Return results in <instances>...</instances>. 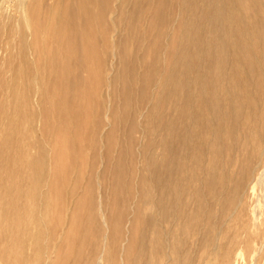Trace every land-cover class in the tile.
<instances>
[{
	"label": "rangeland",
	"instance_id": "374dc122",
	"mask_svg": "<svg viewBox=\"0 0 264 264\" xmlns=\"http://www.w3.org/2000/svg\"><path fill=\"white\" fill-rule=\"evenodd\" d=\"M18 1L0 0V264H72L65 239L75 202L85 192L91 194L87 203H97L95 211L85 209L96 220L103 210L113 214L109 229L99 226L101 264H129L130 242L131 264H264V182L258 183L264 175V57L256 30L236 19L239 0L225 1L221 21L210 20L211 12L198 0L202 14L195 21L197 44L188 48L186 78L163 80L169 95L159 100L162 71L143 92L138 56L151 41L156 67L170 62L164 52L172 29L163 33L158 24L146 41L128 46L138 64L128 78V95L123 78L111 82L118 64L109 44L102 53V82L87 98H72L83 103L82 127L68 119L70 112H63L50 90L46 54L34 51L33 19L17 20ZM115 14L105 15L109 20ZM111 30L110 42L111 34L119 35L115 25ZM35 36L44 40L42 31ZM170 64L173 72L179 69ZM65 131L73 145L62 141ZM103 165H114L116 183L121 182V191L110 197L100 196L107 188ZM97 228L94 220L85 224L89 240L77 264L87 263Z\"/></svg>",
	"mask_w": 264,
	"mask_h": 264
},
{
	"label": "bare ground",
	"instance_id": "6f19581e",
	"mask_svg": "<svg viewBox=\"0 0 264 264\" xmlns=\"http://www.w3.org/2000/svg\"><path fill=\"white\" fill-rule=\"evenodd\" d=\"M47 1L48 0H19L17 3V6H16L17 10H18L17 20L23 19L26 21V19L28 17H31L33 19V27H34L33 29L35 31L34 34L36 35L39 31H42V33L44 34V40L41 42H39L38 39L36 38V36L34 35L33 42H32L33 45L35 46L34 51H35L37 56L42 55L44 53L46 54L47 65H48L47 67L50 66V68H49V70H50L49 76L51 79V89L50 90H52L53 92H56L57 97L59 98L58 103L64 107L63 112H65V113L70 112L68 115V117H70V118H68V117L67 118L70 119L72 122H75L76 125H78V127H82V125L79 126V124L83 122V120L81 119L83 116L80 117L82 114L81 106L83 103L81 101H78V100L76 101V99L73 100L72 98H74V96H76V98H78L80 100V99H82V95L84 97H86V96L88 97V93L90 91L96 89L99 86L101 79L102 78L104 79V77H102V72L104 70L102 71V69H101L102 55H103L102 53H104V51H106V48L109 46V44L115 49V51H113V56L116 58L117 64H118L117 69H115V72L111 76L112 77L111 82L114 83L120 77L123 78V82L124 81H126V82H124L122 90L124 93H127V95H128V89L130 87V82L128 81V78H131V76L133 75V71H134L133 68L137 67V65H138L137 62L133 59V57H134L132 55L133 50H132V48H129L130 44L132 46V42L134 40H138L141 42L143 40L146 41L147 37L151 36L153 34V32H158V31H155V28H158L157 27L158 24L161 25V23H162V25L164 26V32L163 33H165V30H167V28L169 29V27L172 29V33L167 36V38H169L170 43H169V48H166V50L164 52L165 56H167L166 53L169 56H171L170 62H172V61L176 62V64L179 66V69L175 72L170 70L171 64L168 61V59H166L165 64H162V67H159L160 69H158L156 67L157 65H155L158 63V59L156 57L157 53L154 51L156 49L155 48L156 45H154L153 43H151V41H149L148 44L145 45L143 52L141 51L142 53L138 56V60H139L140 65H142L144 67L143 72L141 74H139V76H141V78L143 79V83H144L143 87H142L143 92L145 91L147 84L153 78H155L156 74H158L160 71H162V76H161L162 77L161 78L162 83H163V80L166 81L165 80L166 78L171 77V76H175V75L183 76L182 79L186 78L185 67L188 66V64H189L188 57L191 54L190 50L188 48L191 45L197 44V39L195 37V26H196L195 21L198 18V15L202 14L201 12H199V9H198V5H199L198 0H135V1L134 0H120L119 5L114 4L113 3L114 0H52L53 1L52 3H47ZM201 1H203V3H201L202 5H206L208 7L209 13L211 12L210 20H213V19L217 20L218 19V21H221L222 17H221L220 8H222L223 5H225L226 0H201ZM239 6L241 9V14L238 17H236V19L239 20L243 24L244 27L250 26L252 29L256 30L259 38L261 39V46H262L261 48L263 49L262 54L264 57V8H263V5L260 3V0H239ZM107 12L110 14L112 12H117V15L115 14L116 15L115 18L108 20L106 18V15H105ZM210 22H212V21H210ZM144 23H145V26L142 25ZM211 24H213V23H211ZM112 25H115L116 27L119 28V31H118L119 35H118V38L115 39L114 35L111 34V42H110V39H108V34H109V32L110 33L112 32V30H111ZM220 25H221V23L218 22L217 26L219 27ZM207 26L210 27V25H207ZM220 27H222V25ZM216 29H218V28L216 27ZM210 30H212V29H210ZM213 36H214V34H213ZM220 36H221V34H220ZM224 36H225V33H224ZM210 46L212 47V45H209V49H211ZM205 51L206 50H204V52ZM136 52H138V51H136ZM152 59H153V62H152ZM171 59H173V60H171ZM10 63H11V61H10ZM104 64H105V62L103 63V65ZM204 64H205V62H204ZM213 75H215V74H213ZM225 81L226 80H224V82ZM162 83L160 84V89H159L158 94L156 92V94H157L156 98H158V100H159V98H161L163 96L167 97L169 95V94L165 95V93L169 90L164 88V83L163 84ZM180 83L182 84V82H180ZM214 84H215V82H214ZM134 88H135V86H134ZM227 92H229V91H227ZM120 98H121V95H120ZM181 98H182V96H181ZM120 102H124V101H120ZM157 103H158V101H157ZM157 103L155 102V104H157ZM210 103L212 106L215 107L216 104L214 102L210 101ZM161 106H162V104H161ZM161 106H160V108H161ZM166 107H168V106H166ZM154 114H155V112H154ZM163 114L164 113L162 112L161 115H163ZM65 116H67V114ZM162 118H164V117H162ZM172 118H174V117H172ZM159 119H160V116H159ZM233 122H235V121H233ZM76 125H74V126L76 127ZM83 125H85V123H83ZM115 128H116L115 126H112L111 129L107 132L106 136L111 137L113 134V130ZM155 129L158 130V128H156V127H155ZM155 133H156V131H155ZM69 134H70L69 132L67 134V132L65 131L63 136H62V141L64 143H68V144L73 145L74 142L69 137ZM170 142H171V140H168V143H170ZM124 149H126V148H124ZM108 152L109 151L107 148V153ZM145 157H147V156H145ZM108 158H109V156H108ZM119 158H120L119 156L113 157L114 160L116 159L118 161H119ZM166 161H167L166 172L169 174V173H171V168H170L171 167V165H170L171 161L170 160H166ZM114 164H116V162H114ZM102 171H103L102 177H103V180L107 183V188L105 187L106 188V189L104 188L105 190H100L101 191V193L99 192L101 194L100 196L104 195L106 197H110V195H113V193H115L116 190L121 191L122 188L119 186L121 182L119 183V185L116 183V179L118 178L117 177L118 173L115 170L114 165L112 166L111 169L108 168L106 165H103ZM262 172H264V169H263V171L261 170V174H262ZM259 176H260V181L257 180V181H259L258 183H263L264 182V178H263L264 175L262 176L259 174ZM52 185H54V184H52ZM126 188H127V186H126ZM224 193H225V191H224ZM63 195L64 194H62L61 196H63ZM90 195H91L90 193L88 194V192H85L76 200L75 206H74V211L72 214V218H70L71 219L70 223H69L70 226H69L68 232L66 234L65 243L69 247L68 248L69 251L67 250L69 252V254H67V257H69V259L72 260V264L80 263L84 259L83 255H84L85 250H86L85 247L88 243L87 240H89V238H88L89 234L87 231H85V224L89 221H92V220H94L97 223L98 228L95 230V238H96V240H94L95 242L93 244H91V247L89 245V249L91 250V254L89 257H87L88 259H87L86 264H91V262H93L95 264H101V262H103L102 256L100 254H99V256L97 255V253H98L97 250H98V246H99L98 237L100 239L101 235H102L99 232V226H102V225H103V227L107 226V228L109 229L107 220H108V218L111 220L113 218V214L110 213L107 216L106 212H104V210H103V212H102L103 215L101 216L102 220L101 221L96 220L97 217L95 216V214H93L94 212H90L91 210L89 212H87L85 210L86 208H88V209L94 208V211L96 209L97 203H95V199H92L93 201H89L88 203L86 202L87 198ZM205 198H206V196H205ZM257 198L259 200V197H257ZM237 199H235V201ZM98 201L101 202L100 200H98ZM134 201H136V200H134ZM162 201H163V199H162ZM50 204H53L52 200H50ZM99 205H102V204H99ZM263 205H264V203H263ZM238 206L239 205H237V207ZM255 208H256V206H255ZM110 209H113L112 206ZM111 211H113V210H111ZM235 211L237 212V210H235ZM262 213H264V212H262ZM186 214H187V211H186ZM17 215L19 216V214H17ZM19 220H20V217H19ZM254 220H255V218H254ZM256 220H257V218H256ZM131 222H132V220H131ZM204 223H205V221H204ZM90 226H91V224H90ZM202 228H204V227H202ZM127 232H129V231H127ZM220 233H221V231H220ZM18 234H19V232H18ZM217 234H216V236H217ZM104 236H105V234H104ZM217 239H218V237H217ZM129 240H131V239H129ZM104 241H106V240H104ZM134 241H135V239H134ZM127 245H128V243H127ZM129 245H132V243L130 242ZM129 245H128V248L125 249V256L128 259L129 264H131L134 252H132V249H131V247H129ZM216 245H217V243H216ZM215 247H216L215 250H217V246H215ZM123 249H124V247H123ZM261 249H263V248H260V250H257V252L258 251L261 252L262 251ZM101 254H104V253L101 252ZM240 254H241V252H240ZM174 255H175V253H174ZM22 257H20V258H22ZM254 257H256V255ZM119 258H121V255L119 256ZM15 261H17V259ZM116 262H117V260H116ZM123 263H124V261H123ZM51 264H53V263H51ZM55 264H59V262H57Z\"/></svg>",
	"mask_w": 264,
	"mask_h": 264
}]
</instances>
